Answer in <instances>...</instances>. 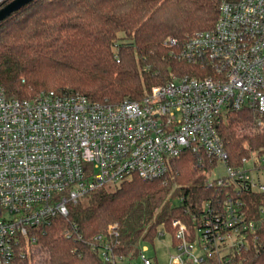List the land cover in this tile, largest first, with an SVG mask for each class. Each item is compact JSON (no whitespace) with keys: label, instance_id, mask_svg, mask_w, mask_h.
Instances as JSON below:
<instances>
[{"label":"built area","instance_id":"obj_1","mask_svg":"<svg viewBox=\"0 0 264 264\" xmlns=\"http://www.w3.org/2000/svg\"><path fill=\"white\" fill-rule=\"evenodd\" d=\"M176 43L169 39L170 46ZM176 57L196 75L172 74L139 101L118 105L52 92L13 100L0 86V264H30L46 228L100 187L132 177L159 179L185 151L224 164L219 131L228 112L254 110L263 127L264 0L222 1L214 26L190 37ZM248 159L238 169L224 164L225 177L236 181L238 194L264 193V178L249 174ZM253 169L264 170V162ZM220 178L214 180L220 184ZM242 206L228 198L221 211L206 209L198 228L172 221L175 252L168 264H230L236 253L248 251L263 222L250 219ZM109 237L92 250L106 263L122 264L125 258L113 253L116 225ZM145 251L140 249V264H157Z\"/></svg>","mask_w":264,"mask_h":264},{"label":"trees","instance_id":"obj_2","mask_svg":"<svg viewBox=\"0 0 264 264\" xmlns=\"http://www.w3.org/2000/svg\"><path fill=\"white\" fill-rule=\"evenodd\" d=\"M222 1L35 0L0 22V86L13 100L52 92L110 105L139 101L172 74L196 75L176 54L190 37L214 26ZM259 118L251 110L228 112L219 131L226 167L238 169L252 153L264 152ZM217 163L185 151L159 179L132 177L87 193L67 218L46 228L30 264H111L91 246L109 242L113 225L119 233L113 253L132 260L139 241L152 245L161 228L173 235L174 220L198 228L204 211H221L228 198L263 222L250 249L230 264H264V193L238 194L236 181L226 177L209 185L207 174Z\"/></svg>","mask_w":264,"mask_h":264},{"label":"rangeland","instance_id":"obj_3","mask_svg":"<svg viewBox=\"0 0 264 264\" xmlns=\"http://www.w3.org/2000/svg\"><path fill=\"white\" fill-rule=\"evenodd\" d=\"M10 1L11 0H1L0 8L8 4ZM253 111L254 110H252V112ZM226 122H227V119H226ZM259 160L264 162V155L258 156L257 153H253L251 154L250 158L247 160L246 165H245L246 168L250 169L249 174L254 179L257 177V174L260 179L264 178V170L256 172L253 169L254 164L257 163ZM220 176L221 177L227 176L226 167L221 162L217 165V167L213 171H211V173L207 175V177L210 181H212ZM82 201L83 199L81 200V202ZM161 230H164L166 234L163 237H158V234H157L152 245L141 240L137 243V247L140 248L141 250L146 248L147 251H145V255L153 258V260L157 264H168L169 255L175 252L173 246H171L172 235L169 232H167L164 228L159 229L158 232H160ZM127 262H131L133 264H140V261L138 258H134L131 261H129L128 258H125L122 264H126Z\"/></svg>","mask_w":264,"mask_h":264},{"label":"water","instance_id":"obj_4","mask_svg":"<svg viewBox=\"0 0 264 264\" xmlns=\"http://www.w3.org/2000/svg\"><path fill=\"white\" fill-rule=\"evenodd\" d=\"M35 0H11L8 4L0 8V22L9 18L12 14L32 3Z\"/></svg>","mask_w":264,"mask_h":264},{"label":"bare ground","instance_id":"obj_5","mask_svg":"<svg viewBox=\"0 0 264 264\" xmlns=\"http://www.w3.org/2000/svg\"><path fill=\"white\" fill-rule=\"evenodd\" d=\"M1 1V0H0Z\"/></svg>","mask_w":264,"mask_h":264}]
</instances>
